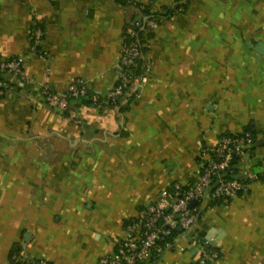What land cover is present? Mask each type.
Here are the masks:
<instances>
[{
    "label": "crops",
    "instance_id": "0c3cea01",
    "mask_svg": "<svg viewBox=\"0 0 264 264\" xmlns=\"http://www.w3.org/2000/svg\"><path fill=\"white\" fill-rule=\"evenodd\" d=\"M136 3L151 12L179 5L150 32L147 80L116 105L48 107L43 84L60 91L81 77L110 91ZM36 25L45 58L28 50ZM262 52L264 0H0V54H22L27 76L0 95V264L13 251L99 264L160 189L197 181L200 146L222 133H253L238 171L261 174ZM191 234L218 249L209 264H264V182L207 208ZM183 243L155 264H192L195 246Z\"/></svg>",
    "mask_w": 264,
    "mask_h": 264
},
{
    "label": "built area",
    "instance_id": "2783aa9c",
    "mask_svg": "<svg viewBox=\"0 0 264 264\" xmlns=\"http://www.w3.org/2000/svg\"><path fill=\"white\" fill-rule=\"evenodd\" d=\"M145 4H140L143 9ZM159 22L146 16L142 26L144 33L156 29ZM135 27V26H134ZM134 28L128 32L131 33ZM43 31L36 25L30 33L28 50L40 58L48 53L40 49ZM150 43L131 41L122 46L117 64V80L110 91L100 95L92 91L87 82L74 78L64 90H54L48 85L40 87L43 102L51 109L64 113L72 100L85 98L91 92V101L99 107L113 105L130 93L133 87L144 83L151 70L147 57ZM143 48L145 50L143 51ZM143 59L142 72H134L135 61ZM48 70V69H47ZM27 81L23 68V55L3 57L0 54V95ZM254 135L249 130L239 133H222L212 145L202 144L199 149L193 183L173 182L159 190L156 198L138 210L124 222V234L114 250L99 259V264H155L169 250H187L183 243L190 239L195 246L192 264H209L219 257V251L210 239L191 234V230L202 213L211 206L226 204L240 191L247 189L254 180L264 182V171L257 174L249 167L238 171L239 163L254 145ZM195 203L190 206V203ZM181 230L178 231L177 228ZM11 264H50L43 258L26 257L22 253H10Z\"/></svg>",
    "mask_w": 264,
    "mask_h": 264
},
{
    "label": "trees",
    "instance_id": "16d2710c",
    "mask_svg": "<svg viewBox=\"0 0 264 264\" xmlns=\"http://www.w3.org/2000/svg\"><path fill=\"white\" fill-rule=\"evenodd\" d=\"M135 6L138 10V13L136 14L137 19H135V27L131 33L124 34V39H123L124 45H128L131 41H137L139 43H142L145 39L149 38V36L151 35L150 32H147L145 35L144 30L142 29V26L145 23L146 16L149 18H154L155 20L159 22L161 18L168 16L172 14L173 12L177 11L179 7V5H174L173 7L167 8L162 12H151L149 11L147 6H145L143 9H139L140 7L139 3H136ZM144 50L145 48H143V51ZM142 65H143V59L142 58L136 59L135 65H134V72L136 74H141ZM90 96H91V92H89V95L87 97L81 98L77 101L83 104L92 103ZM118 102L113 105L118 104ZM108 106H112V105H108Z\"/></svg>",
    "mask_w": 264,
    "mask_h": 264
},
{
    "label": "water",
    "instance_id": "95a60500",
    "mask_svg": "<svg viewBox=\"0 0 264 264\" xmlns=\"http://www.w3.org/2000/svg\"><path fill=\"white\" fill-rule=\"evenodd\" d=\"M260 47H262V46H260ZM262 53H263V55H264V52H262ZM194 203H195V201H192V202L190 203V206H192ZM177 230L180 231L181 228L178 227ZM205 238H206V239H209V236H206Z\"/></svg>",
    "mask_w": 264,
    "mask_h": 264
}]
</instances>
